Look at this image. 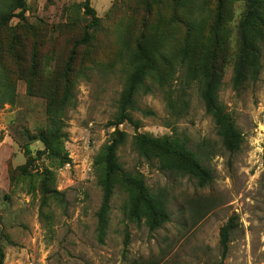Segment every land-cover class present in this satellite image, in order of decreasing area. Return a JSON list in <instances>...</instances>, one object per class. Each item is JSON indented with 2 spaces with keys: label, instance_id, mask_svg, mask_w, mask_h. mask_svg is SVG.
<instances>
[{
  "label": "rangeland",
  "instance_id": "rangeland-1",
  "mask_svg": "<svg viewBox=\"0 0 264 264\" xmlns=\"http://www.w3.org/2000/svg\"><path fill=\"white\" fill-rule=\"evenodd\" d=\"M23 3L0 0V264H264V40L258 67L235 85L242 1L91 0L97 26L85 0ZM212 48L233 152L195 78ZM142 53L156 69L124 107ZM118 138L100 233L104 155ZM144 140L193 152L211 183L173 171ZM139 188L164 203L168 222L150 220Z\"/></svg>",
  "mask_w": 264,
  "mask_h": 264
},
{
  "label": "trees",
  "instance_id": "trees-1",
  "mask_svg": "<svg viewBox=\"0 0 264 264\" xmlns=\"http://www.w3.org/2000/svg\"><path fill=\"white\" fill-rule=\"evenodd\" d=\"M91 0H85L84 12L92 20V25L97 26L99 19L96 16L95 10L90 5ZM244 4L245 16L239 27L240 42L237 54V61L234 68L233 83L235 85L243 83L253 69L258 67V62L255 54L259 53L255 42L257 39L264 40V0H240ZM17 7L23 9V0H17ZM10 16L2 18L1 24H6L10 20ZM216 49L212 48L209 54H204L200 59V64L195 69V78L200 85L201 98L204 103L205 111L211 116L214 121L218 135L223 140V145L227 151L233 152L237 148V133L233 126L232 120L226 115L222 108L217 104L215 98V88L217 84V76H219V68L217 58L219 54ZM215 51V52H214ZM156 63L146 54L142 53L140 62L134 73L131 75L129 83L124 90L121 101L124 107L133 106V98L138 89L143 85L148 74L154 71ZM40 141L47 148L50 143L44 136H40ZM121 139L106 148L104 155L105 165V180L104 187V203L98 213V230L103 233L106 227L105 215L107 203L112 194L113 178L118 170L116 161V150ZM149 149L158 151L165 157V162L168 167L175 172H179L191 176L196 180L197 185L201 188L210 184L212 181L211 174L199 162L196 154L173 145H165L160 141L144 140ZM30 151L26 148L24 155L28 156ZM139 201L148 212L150 220L164 224L169 221V214L165 209L164 203L160 200L151 199L145 190L139 188ZM234 230L232 220H229L219 231V245L221 248V256L225 257L228 249L230 235Z\"/></svg>",
  "mask_w": 264,
  "mask_h": 264
}]
</instances>
